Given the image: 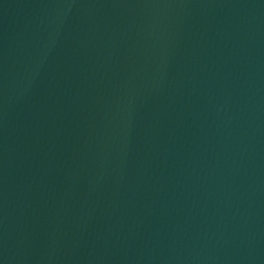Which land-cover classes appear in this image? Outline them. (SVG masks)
<instances>
[{
	"label": "water",
	"instance_id": "water-1",
	"mask_svg": "<svg viewBox=\"0 0 264 264\" xmlns=\"http://www.w3.org/2000/svg\"><path fill=\"white\" fill-rule=\"evenodd\" d=\"M0 264H264V0H0Z\"/></svg>",
	"mask_w": 264,
	"mask_h": 264
}]
</instances>
